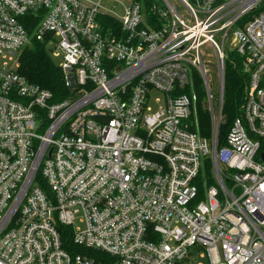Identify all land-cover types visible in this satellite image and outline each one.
I'll return each mask as SVG.
<instances>
[{"label":"built area","instance_id":"1","mask_svg":"<svg viewBox=\"0 0 264 264\" xmlns=\"http://www.w3.org/2000/svg\"><path fill=\"white\" fill-rule=\"evenodd\" d=\"M148 1L0 0V264H264V0ZM34 39L62 99L18 71Z\"/></svg>","mask_w":264,"mask_h":264},{"label":"trees","instance_id":"2","mask_svg":"<svg viewBox=\"0 0 264 264\" xmlns=\"http://www.w3.org/2000/svg\"><path fill=\"white\" fill-rule=\"evenodd\" d=\"M150 1L147 0V4ZM235 60V61H234ZM228 58L225 65V89L223 116L224 121L220 129V144H223L226 135L234 121L239 116V108L244 99V86L247 75L244 73L242 58L236 56ZM18 71L30 82L40 85L50 90L54 94L55 100L62 99L67 95V87L63 78V73L48 49L46 42L33 40L32 44L24 49L20 59ZM196 90L199 94L198 121L201 135L210 136L212 123L209 112L203 106V86L200 78L196 79ZM64 246L72 253L87 254L92 257L101 256V251L86 248L75 243L73 234L68 227H62Z\"/></svg>","mask_w":264,"mask_h":264},{"label":"rangeland","instance_id":"3","mask_svg":"<svg viewBox=\"0 0 264 264\" xmlns=\"http://www.w3.org/2000/svg\"><path fill=\"white\" fill-rule=\"evenodd\" d=\"M103 2L107 3L108 0H103ZM118 14H120V15L123 14V8H120L118 10ZM204 61H205L207 69L211 73V76H212L214 84H215L217 82V77H218L217 65H216V60H215L214 54L212 53V50L210 48H208V47L206 49V52L204 53ZM213 92L216 95L215 91H213ZM215 109L217 111V103H216V101H215Z\"/></svg>","mask_w":264,"mask_h":264}]
</instances>
